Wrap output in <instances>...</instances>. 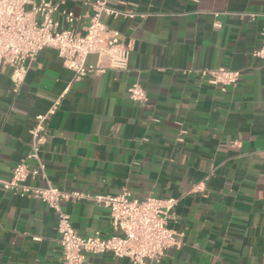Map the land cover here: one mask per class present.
Wrapping results in <instances>:
<instances>
[{
	"label": "crops",
	"instance_id": "crops-1",
	"mask_svg": "<svg viewBox=\"0 0 264 264\" xmlns=\"http://www.w3.org/2000/svg\"><path fill=\"white\" fill-rule=\"evenodd\" d=\"M47 1L57 2L61 29V13L72 12V29L83 34L91 14L85 1L93 0ZM108 5L134 13L105 19L130 48L126 70L72 83L66 63L45 48L15 93L11 68L0 69V182L21 160L34 166L28 131L60 99L40 154L46 179L25 184L176 199L169 226L179 242L159 264H264V62L253 56L264 39V0ZM218 67L238 71V83L223 91L197 73ZM134 82L147 91L144 105L127 95ZM61 207L79 235H112L109 212L95 201L69 198ZM61 261L54 212L0 183V264ZM86 264L131 263L103 254Z\"/></svg>",
	"mask_w": 264,
	"mask_h": 264
},
{
	"label": "built area",
	"instance_id": "built-area-1",
	"mask_svg": "<svg viewBox=\"0 0 264 264\" xmlns=\"http://www.w3.org/2000/svg\"><path fill=\"white\" fill-rule=\"evenodd\" d=\"M85 4L89 5L91 14L83 34H79L72 29L75 21L72 12L61 13L67 27L60 28L54 18L57 2L0 0V69L3 66L11 68L13 92H17L29 65L45 48L53 49L66 63V67L73 73L72 83L81 80L88 73L100 75L107 70L120 72L127 69L130 48L124 44L118 31L107 26L105 19L119 16L131 18L134 13L111 7L108 0L85 1ZM262 31L264 36V30ZM91 55L97 59L95 65L86 63L87 57ZM253 56L264 62V39L253 51ZM197 73L208 84L223 91L234 87L240 79L238 71L225 67L202 69ZM127 95L140 105L148 102L147 91L138 82L128 86ZM59 102L60 99H57L45 113L35 116L34 124L28 131L30 151L27 158L34 166L30 168L24 160L19 161L11 169L9 177L0 182L3 189L15 194H26L54 212L62 252L61 264H86L87 256L103 254L126 259L131 264H159L165 252L179 242V234L169 226L173 220L176 199L147 196L139 200L129 192L116 196H92L61 191L47 181L44 187L25 184L28 179H46L40 154L46 141L48 119ZM200 186L201 184L196 188L200 189ZM69 198L91 199L106 208L112 235H79L61 207V202Z\"/></svg>",
	"mask_w": 264,
	"mask_h": 264
}]
</instances>
